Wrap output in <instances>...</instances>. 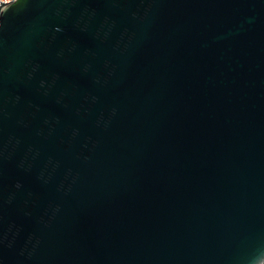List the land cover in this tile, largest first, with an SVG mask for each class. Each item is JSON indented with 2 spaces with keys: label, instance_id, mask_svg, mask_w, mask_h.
I'll use <instances>...</instances> for the list:
<instances>
[{
  "label": "water",
  "instance_id": "95a60500",
  "mask_svg": "<svg viewBox=\"0 0 264 264\" xmlns=\"http://www.w3.org/2000/svg\"><path fill=\"white\" fill-rule=\"evenodd\" d=\"M0 264H264V0L0 9Z\"/></svg>",
  "mask_w": 264,
  "mask_h": 264
},
{
  "label": "built area",
  "instance_id": "2783aa9c",
  "mask_svg": "<svg viewBox=\"0 0 264 264\" xmlns=\"http://www.w3.org/2000/svg\"><path fill=\"white\" fill-rule=\"evenodd\" d=\"M15 0H0V9H4L7 5L11 4Z\"/></svg>",
  "mask_w": 264,
  "mask_h": 264
},
{
  "label": "snow or ice",
  "instance_id": "6c2138e0",
  "mask_svg": "<svg viewBox=\"0 0 264 264\" xmlns=\"http://www.w3.org/2000/svg\"><path fill=\"white\" fill-rule=\"evenodd\" d=\"M6 10V9H5Z\"/></svg>",
  "mask_w": 264,
  "mask_h": 264
}]
</instances>
